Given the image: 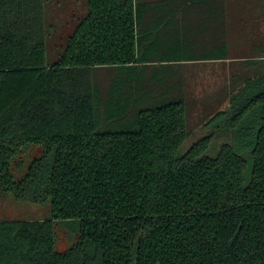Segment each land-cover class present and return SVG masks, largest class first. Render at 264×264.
Returning a JSON list of instances; mask_svg holds the SVG:
<instances>
[{
  "label": "trees",
  "instance_id": "obj_1",
  "mask_svg": "<svg viewBox=\"0 0 264 264\" xmlns=\"http://www.w3.org/2000/svg\"><path fill=\"white\" fill-rule=\"evenodd\" d=\"M183 1L207 0H87L47 64L48 0H0V203L50 205L0 216V264H264V74L189 126L186 64L225 49L176 53L141 29ZM73 220L79 241L56 251V221Z\"/></svg>",
  "mask_w": 264,
  "mask_h": 264
},
{
  "label": "rangeland",
  "instance_id": "obj_2",
  "mask_svg": "<svg viewBox=\"0 0 264 264\" xmlns=\"http://www.w3.org/2000/svg\"><path fill=\"white\" fill-rule=\"evenodd\" d=\"M224 1V8L227 9L224 13L228 11L227 59L224 62L199 61L186 64V119L189 126L200 122L222 100L227 94L228 85L238 84L246 75L264 74V61H251L264 50V0ZM48 3L47 18L51 28L47 36L46 63L52 64L63 54L68 37L86 15L87 0H48ZM42 150L40 145H30L15 159L22 161L13 167L17 178L25 174L31 160L39 157ZM10 201L8 199L0 203L2 218L43 219L50 213V205L44 208L43 204ZM54 236L56 251H67L79 241L78 220L56 221Z\"/></svg>",
  "mask_w": 264,
  "mask_h": 264
},
{
  "label": "crops",
  "instance_id": "obj_3",
  "mask_svg": "<svg viewBox=\"0 0 264 264\" xmlns=\"http://www.w3.org/2000/svg\"><path fill=\"white\" fill-rule=\"evenodd\" d=\"M225 6L226 2L224 0H207L199 6L183 1V3H179V7L181 8L177 14L173 13L171 15L167 13L166 15H160L150 13L146 15L144 20L146 23L151 22V24L141 29L148 30L147 32L152 33L150 38L153 37L155 40L159 39L163 41L168 37L169 40H166L168 44H172L171 39L174 40V44L176 45H178L177 41L181 40L182 50L181 52L175 51L176 53L186 54L185 48L189 52L197 51L198 53L204 54L221 53L229 40L228 32H226L228 11L226 14L224 13L227 10L224 8ZM164 22L165 24L162 26ZM185 37H189L190 40L195 38L194 47L196 49L188 47L189 45L186 44L187 40ZM159 43H153L148 46H150V49H153ZM165 46V48H162L160 45L159 51L163 53L168 52V45L166 44ZM253 47H255V44ZM204 61L213 62L222 60Z\"/></svg>",
  "mask_w": 264,
  "mask_h": 264
}]
</instances>
